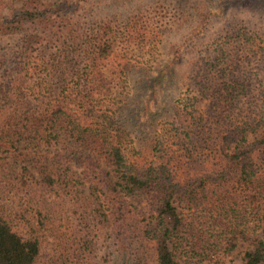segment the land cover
I'll return each instance as SVG.
<instances>
[{
    "label": "trees",
    "instance_id": "16d2710c",
    "mask_svg": "<svg viewBox=\"0 0 264 264\" xmlns=\"http://www.w3.org/2000/svg\"><path fill=\"white\" fill-rule=\"evenodd\" d=\"M108 1L0 0V264H264V26L189 56L170 122L137 134L120 111L161 38Z\"/></svg>",
    "mask_w": 264,
    "mask_h": 264
},
{
    "label": "rangeland",
    "instance_id": "374dc122",
    "mask_svg": "<svg viewBox=\"0 0 264 264\" xmlns=\"http://www.w3.org/2000/svg\"><path fill=\"white\" fill-rule=\"evenodd\" d=\"M186 1L189 4L178 0H109L106 4L110 9L109 12L113 10V14H121V16H128L141 8L143 12L137 22L139 28L150 31L152 35L159 32L161 38L157 54L154 55L156 59L150 60L147 65L137 66L129 75L131 86L128 87L125 108L120 111L119 118L125 120L126 123L123 121L122 123L127 129H135L137 134L146 132L147 129L153 130V127H164V122H170L172 119L179 98L187 95L186 72L189 56L193 57L198 50H205L227 26L242 21L256 29L264 26V18L259 20L257 15H252L250 12L255 0L254 2L243 0L242 3L238 0ZM261 3L260 1V7L264 8V4ZM176 10L177 14L174 13ZM114 25L121 32L123 25L120 22ZM119 52L132 59L140 53L136 48L124 43L120 46ZM147 58L149 56L146 55L145 59ZM121 62V59L113 62V70H116ZM164 67L167 68V75L155 84L159 71ZM261 78L264 80V74H261ZM130 118L134 120L133 123L129 122ZM189 157L187 160L189 164L203 158L199 151L190 152ZM192 167V172L198 170L196 165ZM252 226L256 228V234L261 237L264 224H260L259 228ZM247 249L249 248L246 244H241L227 259V263L239 264ZM46 261L47 258L44 256L37 264H46Z\"/></svg>",
    "mask_w": 264,
    "mask_h": 264
}]
</instances>
